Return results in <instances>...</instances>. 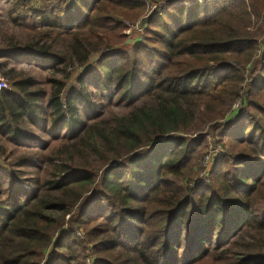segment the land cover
Returning a JSON list of instances; mask_svg holds the SVG:
<instances>
[{
	"label": "trees",
	"instance_id": "obj_1",
	"mask_svg": "<svg viewBox=\"0 0 264 264\" xmlns=\"http://www.w3.org/2000/svg\"><path fill=\"white\" fill-rule=\"evenodd\" d=\"M10 1L0 59L50 87L0 89V156L23 151L0 166V264H264V0H167L130 51L142 2Z\"/></svg>",
	"mask_w": 264,
	"mask_h": 264
},
{
	"label": "rangeland",
	"instance_id": "obj_2",
	"mask_svg": "<svg viewBox=\"0 0 264 264\" xmlns=\"http://www.w3.org/2000/svg\"><path fill=\"white\" fill-rule=\"evenodd\" d=\"M61 0H30L28 3L29 7H33L34 9H40L42 7L43 4L46 5H56L60 2ZM17 8V6H15L13 4V1L10 0H0V48H3L4 46L7 45H13L16 44V42L20 39V33L18 31V29L13 25L12 21H11V15L10 12L15 10ZM146 11L144 12V14L137 20L129 22V23H136L137 21H141L142 23L145 22L142 19V17L145 15ZM126 22V21H125ZM146 25V24H145ZM146 27V26H145ZM145 29V28H144ZM128 34H125L127 36V43H125L122 46H118L115 47L114 49L118 50H127L130 51L132 45L135 42H138L142 37V35L137 34L135 32H127ZM129 39V40H128ZM101 57L100 54H96V55H92L89 58V61L87 62V65L82 68V69H78L76 70L71 78L68 81V87L73 84L75 82V79L81 74V72H83L85 69L87 70H92L94 68L95 62L96 60ZM8 61V62H7ZM3 60L0 59V79L2 82H4L5 84V88L9 87V79L11 77H15V76H19L21 75L22 77H34L39 81V84L41 87H43L44 89H46V91H49V87L50 85L48 84V77L50 76V73L47 71H43L37 67H33L32 65H27V64H23V63H15L12 60ZM3 76L6 79H3ZM90 92L94 97V101L93 103L98 102L99 101V93L93 90L92 86L90 85ZM114 111H118L120 110L119 108L113 107ZM233 118V113H231L230 115H228L227 119H232ZM219 132L212 130V133L214 134H210L209 136L206 137V139L204 140L203 143V147L200 150H197L198 153V161L197 164L195 166L196 169H201V164L202 161L205 158L206 153L211 149L213 150L214 148L219 149L218 146H216L215 142L217 141H222L223 143H226L225 139L219 140ZM44 137V135H43ZM1 144L3 145V147L6 149L4 155L0 156V166L1 169L6 171L8 169V164L10 163V161H12V157L15 156H19L20 154L23 153L22 150H17L14 148L13 145H11L8 142H5L4 139L3 141H1ZM50 148L52 147H58V146H62V144L58 141L52 140V142L50 143ZM222 144V143H221ZM20 171H23V168L20 169ZM32 171V170H30ZM35 173V172H33ZM32 174V172H31ZM264 205H262L263 208Z\"/></svg>",
	"mask_w": 264,
	"mask_h": 264
},
{
	"label": "built area",
	"instance_id": "obj_3",
	"mask_svg": "<svg viewBox=\"0 0 264 264\" xmlns=\"http://www.w3.org/2000/svg\"><path fill=\"white\" fill-rule=\"evenodd\" d=\"M135 2H142L145 4L146 6V13L145 15L142 17L141 20L145 21V22H141V21H137L136 23H129V22H125V26L127 28V30L125 31V34H128L127 32H135L137 34H141L145 28V24L147 23V21L153 16V15H160L162 10L167 6L168 1L167 0H133ZM129 40V39H128ZM5 88V84L4 82L1 81L0 79V89ZM240 103H236L232 106L231 108V113H235L236 109L239 107ZM220 148H214L213 150H209L206 155L204 160L202 161L201 164V171L198 175V179L200 182H204L207 181V177L208 174L210 172V170L212 169L213 166V162H214V158L216 157V155L218 153H220Z\"/></svg>",
	"mask_w": 264,
	"mask_h": 264
}]
</instances>
